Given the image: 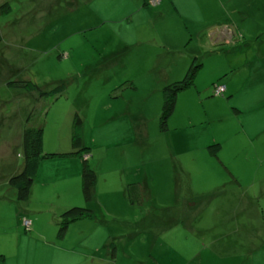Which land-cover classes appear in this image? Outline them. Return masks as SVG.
I'll return each instance as SVG.
<instances>
[{
  "label": "rangeland",
  "instance_id": "rangeland-1",
  "mask_svg": "<svg viewBox=\"0 0 264 264\" xmlns=\"http://www.w3.org/2000/svg\"><path fill=\"white\" fill-rule=\"evenodd\" d=\"M193 63L202 70L178 94L163 130V89ZM30 82L43 93H30ZM61 84L64 92L52 94ZM216 85L237 94L214 96ZM77 116L98 175L93 201L85 202L81 178L75 182L72 167L64 171L62 158L44 160L36 176L49 194L18 201L9 181L24 165L25 128L44 127L45 153H68ZM223 134L233 144L218 160L239 169L234 179L224 165L215 170L200 160L196 145ZM173 181L184 193L179 204ZM263 181L264 0H0V264H204L210 232L194 237L181 223L193 218L198 234L211 226V217L197 221L200 194L233 182L241 202L258 196ZM134 184L146 190L140 204L129 200ZM55 204L59 213L48 207ZM74 206L95 217L60 236L57 223ZM245 208L227 223L253 237L249 249L242 240L235 247L239 264H264V210ZM25 219L36 220L37 230L27 231ZM247 219L257 230L239 227ZM226 242L206 264L235 257Z\"/></svg>",
  "mask_w": 264,
  "mask_h": 264
},
{
  "label": "crops",
  "instance_id": "crops-1",
  "mask_svg": "<svg viewBox=\"0 0 264 264\" xmlns=\"http://www.w3.org/2000/svg\"><path fill=\"white\" fill-rule=\"evenodd\" d=\"M201 70H202V68L200 69V71ZM254 81H255V79H254ZM224 86H226V94L231 95V97L235 96L237 94L235 87L229 86V85L228 86L224 85ZM252 92H254V90L245 89V93L249 96L252 94ZM223 102H225V101H223ZM244 127H245V125H244ZM245 134L247 135L248 133L246 132ZM224 138L226 139V135L223 134L221 140L220 139H217L214 141L213 140H210V141L200 140L198 143H196V145H198L199 151H201L200 160H203V162H206L207 164L211 165V167L215 170H219L218 168H220V170H224L223 169L224 164L222 163V161L220 162V160H218V159H220V157L223 159L224 157L221 156V154L224 152V149L227 147V145L233 144L232 141L228 140L230 138V136L227 137V140H223ZM68 140H70V138H68L67 141ZM67 141H65V143H64L65 147H66ZM217 143L221 144V147H222L219 154H218L219 158L211 155L209 152H208V154L205 153V150L208 151V147L210 146V144H217ZM237 143H238V141H237ZM89 157H90V155H89ZM57 158H62V160H63L62 162L64 163L63 168L66 169L64 171H68L69 167L73 168V171L75 172L74 179H75V182L78 183L79 179L81 178V171H82V168H81L82 167V161L79 160L81 158L79 156H75V155L67 156V157H57ZM48 159H53V158L43 159L40 163L39 171L41 170V167L44 164L43 161L48 160ZM49 161L53 162V161H55V159L49 160ZM196 161H198L197 158H196ZM216 161L220 162L221 165H218V167H217L215 165ZM223 161H224V159H223ZM232 161H233V159H232ZM232 161H231V164L234 163ZM60 162H61V160H60ZM225 165H227V164H225ZM225 165H224V167H225ZM23 166H18V168L15 169V175L21 172V170L23 169ZM229 166L231 167L230 164H229ZM225 169L228 171V173L231 175L232 178L238 177L236 174L237 173L236 171H239L238 168L235 172H233L231 169L232 173L229 170V168L225 167ZM11 174L12 173L8 174L7 179L9 178V176ZM35 180H36V178H35ZM56 182L59 183V181H56ZM57 183H55V184H57ZM38 184H40V183H38ZM237 184L240 187H243V184L241 181H238ZM57 189H61V188H59V185H57ZM169 189L172 190V196L174 198L175 203L176 204L181 203L180 198L184 197V193L179 190V186L177 185V183H175V181H173V184L171 185V187H169ZM39 191L41 192L42 195L50 193V191H48V190L39 189V187L35 181L34 185H33L32 192H31V199L32 198L34 199V196ZM236 191H237V187H236V185H234L233 182H232V184H230L229 182H226V184L218 186L217 188H215L214 190H212L211 192H209L207 194H204V195L200 194V197H199L201 199L199 201L201 203L200 209L203 212L201 213V219H198L197 221L201 222L203 220V217H205V218L211 217V220H212L211 226L205 228V230L207 232L201 231L200 234H198L199 232H197V230L192 227L193 218L190 219V217H188L189 219H187V220L183 219L181 222V223L185 222L186 226L190 227V231H191V233L194 234V237L198 236V235L205 236V233L208 234L210 232V236H208L209 238L205 240V243H207L206 244L207 246L205 249H202L203 251L204 250L208 251L210 253V256L208 258L205 257L206 259H203V257L200 256L204 260V264H206V262H208L211 259H216V255L218 253L220 254L222 251H224L223 250L224 248L228 247L229 243L226 242L228 240H230L232 243V247H233L235 257L232 256L234 258H228L227 260L226 259L223 260L225 262H223L222 264H224V263L225 264H239L240 258L237 256L238 254H236V250H235V247L238 245L239 240L247 241L248 244H244V245H246V249H249V247H250V242L253 240L252 239L253 237L250 235V232H247V234L245 236H242V235L239 236L238 233L241 231L240 228H239V230H234V228L231 230H228L230 228L227 226V223L229 222L228 220L231 217H235V215L237 214V211L241 208L242 203L246 207L245 209L247 211H249V210L253 211V214H254V209H255V214H256V209L257 210H264V207L259 206L260 202L264 201V181H263V184L260 187V189L258 188V190H257L258 196H256V197H250V196L248 198L243 197L241 202H239V201H236V196H234V193ZM54 193H55V195H58V197H59L58 198L59 199V205H62L60 202L61 197L59 196L60 191H57V192L54 191ZM186 194H187V198H189V197L192 198V196H193L189 192ZM45 200H46V202H49L48 199H45ZM227 200H229V202H227ZM230 200H231V202H230ZM74 202L77 203L76 201H74ZM74 202H70L69 205H72V203H74ZM257 202H259L258 205H257ZM48 207H53V209H51V210L59 213L60 208H59V206H56V204L53 206H48ZM61 207H62L61 208V210H62L63 206H61ZM191 207H192L191 204H189L188 208L190 209ZM247 215H248V217L250 216V214H247ZM252 218H253V216H252ZM260 222H262V225H264V219ZM251 225H252V223H250V221L247 219V224L239 225V227L242 226L244 230H250ZM32 226L35 227V229L37 230L38 223H36V220L34 223H32ZM252 229L257 230V228L254 227V225H252ZM227 231H230V234H227ZM261 231H262V233H260L258 235V237H259V240H264V228ZM200 236H198V237H200ZM63 237H65V235ZM189 239L190 238H187V236L183 237L184 241H187ZM261 247L264 250L263 241H262ZM259 249H260V247H259ZM248 252H249V250H248ZM253 252H255V248L253 249ZM238 258H239V260H238ZM194 261H195V259H194Z\"/></svg>",
  "mask_w": 264,
  "mask_h": 264
},
{
  "label": "trees",
  "instance_id": "trees-1",
  "mask_svg": "<svg viewBox=\"0 0 264 264\" xmlns=\"http://www.w3.org/2000/svg\"><path fill=\"white\" fill-rule=\"evenodd\" d=\"M202 68L201 64L193 63L187 72L185 78L181 81L171 83L164 87L163 89V108L161 116V126L163 130H166L168 125V120L171 115L174 114L176 107V99L180 92L185 89L190 88L194 85L195 79ZM27 86V90L32 93L35 90L37 92L43 93V89L37 88L33 83ZM224 86V85H223ZM218 87L216 85L213 89V94L215 96V91ZM226 88V86H224ZM64 92V85H59L52 94L57 95ZM226 89L224 93L218 97H225ZM217 97V96H216ZM238 109L235 110L238 113ZM82 120L79 116L76 117L73 123V133H72V147L71 151L68 153H45L43 144L44 127L29 125L25 128L23 133V159L24 166L20 173L14 175L10 178V186L16 190L17 199L20 202H28L31 198V192L35 182V178L38 174L40 163L46 158H57V157H67V156H79L82 161V171H81V182H82V194L86 203L93 201L95 196V190L98 184V175L95 169L91 168L89 165V155L90 148L84 145L80 129L82 128ZM221 144H214L208 147V151L211 155L218 157L221 150ZM234 179V177H233ZM238 183V181H236ZM140 184L130 185L128 189L129 200L133 204H140L142 195L146 190ZM95 214L93 210L88 208L74 206L62 213L60 217L62 222L57 223L60 228V236H64L67 232L70 224L76 221L94 218ZM112 244V243H111ZM110 244V245H111ZM113 245V244H112Z\"/></svg>",
  "mask_w": 264,
  "mask_h": 264
},
{
  "label": "built area",
  "instance_id": "built-area-1",
  "mask_svg": "<svg viewBox=\"0 0 264 264\" xmlns=\"http://www.w3.org/2000/svg\"><path fill=\"white\" fill-rule=\"evenodd\" d=\"M225 87L224 86H221V87H218L215 91V95H222L225 91ZM24 227L26 228L27 231H30L32 229V222L28 219H25L24 220Z\"/></svg>",
  "mask_w": 264,
  "mask_h": 264
}]
</instances>
